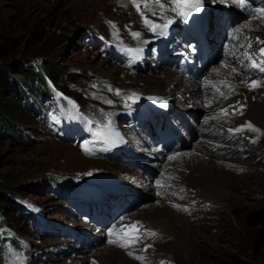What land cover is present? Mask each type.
<instances>
[{"label":"rangeland","instance_id":"374dc122","mask_svg":"<svg viewBox=\"0 0 264 264\" xmlns=\"http://www.w3.org/2000/svg\"><path fill=\"white\" fill-rule=\"evenodd\" d=\"M81 2L0 0V64L15 62L26 69L29 65L37 66L43 59H47L54 62L55 71L64 72V79H70L64 83L55 73H47L42 69L38 77L39 85L43 89L46 87L45 94L50 91L52 93L48 96L44 94L42 103L35 99L36 109H41L46 100L53 101L56 92L52 88L57 87L75 103L81 102L85 110L95 111V102H99V99L95 100L93 92L101 91L113 97L108 94L106 87L124 88L126 84H131L125 80L127 70L134 73L130 81L133 85L131 88L151 92L149 94L158 93L150 88L149 79L163 67L157 70L156 65L153 70L148 68L144 72H135L121 65L117 49L113 48L110 53H106L105 47L97 45L98 42H93L97 46H92L87 34L89 31L92 36L101 34L107 37L105 31L109 29L111 32L116 23L122 29L132 31L137 23L134 11L138 14L132 0ZM217 34L219 36L223 33L218 31ZM226 59L231 60L228 57ZM149 61L155 63V59ZM157 63L164 65L160 61ZM38 82L33 84L37 86ZM20 99L23 101L24 97ZM176 101L179 103L180 100ZM186 107L198 115V118L187 116L188 122L204 118L205 108L200 104L192 103ZM173 109L177 108L173 106L171 112ZM237 112L239 108L233 107L228 114ZM8 117L13 119L10 128L14 130L4 129V134L0 135V192L9 199L5 204L9 207L7 216L12 226L11 234H21L30 241V249H27L29 264H107L111 248H114L111 245L115 244L106 241L108 237L105 233H98V238L91 246L85 240L78 242L70 236H42L38 229L22 219L13 206V198L8 195L9 192H16V196L41 204L47 212L63 207L73 209L74 206L63 196L49 190L48 182L51 179L64 181L68 175L85 173L100 161L83 155L72 141L62 140L63 133L58 135L60 126L51 121L50 114L36 116L26 102L23 105L19 102ZM227 122L228 130L222 132L224 136L219 133L221 141L215 143L216 146L212 143L208 146L215 155L220 156L218 161L225 183L223 194L218 196L225 201L224 204L211 205L203 199L201 193L196 199H191L196 197L194 193L192 197H180L175 208L184 214L186 223L182 226L185 229L174 218L172 233H175L170 236L158 237L157 232L148 236V231L143 229L142 235L136 239L138 244H133L132 248L127 250L116 244L123 257L128 258L129 264H264V129L257 136H252L246 127H241L243 131H235L240 128L235 117L227 119ZM23 130L29 133L28 140L21 133ZM191 135L187 138L190 144L187 147L194 148L189 152L199 143L196 135H192L190 141ZM134 140L137 143L143 141L139 137ZM152 148L156 147L150 146L148 149ZM230 149H233L232 152H229ZM151 162H146V167L134 168V165L126 162L122 165L126 171H130L131 176H135L136 188L145 193L144 205L140 199L142 193L137 195L139 204L135 208H140L132 210L131 217L133 213L138 215L145 205L158 204L155 188L160 186L156 185L154 189L152 186L147 189V186L150 182L155 184L163 169ZM8 187L13 191L8 190ZM96 229L90 226L91 231L99 232ZM143 237L151 241H143ZM137 257H143V260ZM0 264L3 263L0 261Z\"/></svg>","mask_w":264,"mask_h":264},{"label":"bare ground","instance_id":"6f19581e","mask_svg":"<svg viewBox=\"0 0 264 264\" xmlns=\"http://www.w3.org/2000/svg\"><path fill=\"white\" fill-rule=\"evenodd\" d=\"M79 1L81 2L82 0ZM224 1L232 2L234 0ZM81 3L83 4V2ZM170 6L171 5L169 3L165 2V8H170ZM134 13L133 14L137 19L136 28H139V31L142 33L140 40H137V44L144 47L148 43H151V41L154 40L158 35L146 27H141L140 18L136 14V11H134ZM249 18L250 17L243 19L237 26L240 27L242 23H247ZM166 19H172V24H175L178 16L176 13L170 10L160 13L159 16H156L158 24L166 22ZM258 23V21H252L253 27H255ZM226 24H220L221 27H219V32L221 31V33H223L222 35L218 36L217 33L214 34V41L216 44L217 42L221 43L224 41L225 32L223 29H225ZM167 34L168 29L166 30V35ZM245 34L250 35L253 38L258 36L260 39L264 40V25H261L258 30L252 31L251 33H248L247 30H245ZM142 41H147V43H143ZM239 42H241V45L246 44L243 37H241V41ZM241 45L233 44L231 51L235 50L241 54V52L245 50L244 48L240 47ZM261 46L262 45L257 44L253 39V47L252 49H249V51H256ZM135 47L137 48L136 43ZM226 48L227 47L224 49ZM224 49L221 48L214 52V57L207 65V70H205V72L208 71L210 77L214 79L213 82H207L205 84L192 77L185 78V75L180 71L169 68V66L166 64H162L161 66L160 63H157V70L159 67L163 68L158 71L159 73L157 75H154L149 79V86L152 90L158 93L149 94L151 92H144L143 90L139 91L152 101L156 99L157 95H164V97H168V99L172 101H174L175 98L174 108L177 109H173V111L170 113L171 116L169 115V117L175 121L178 128L183 126V129L180 133H178V131L176 132L178 138L182 141V144L176 148L173 153L163 151L158 146L149 150V152L152 154L147 153L146 158L148 157L149 160L152 161L151 164H154V166L158 165L163 169L161 175L155 181V184L150 182L147 186V189H149L151 186L154 189V187H157L156 185H158L157 182H159L161 185H164V187L155 188V192L159 196H157L158 204L155 203L154 205L150 206L145 205L141 211H139L138 215L133 213V217H131L132 212L140 208H135L137 207L135 206L133 209L125 211L121 214L124 216V218L121 217L120 222L127 224L129 222L138 224L145 231L153 233L157 232L156 235L158 234V237L159 235L161 237H164L165 235L170 236L175 233H172V220L174 218L179 221V226H182L184 223H186L183 217L184 214L182 213V215L181 212H178V210L175 208V205L179 203L180 197H192V194L194 193L196 197L193 196L191 199H196L198 198V194L201 193L203 199L205 201H209L211 205L224 204L225 201L218 196L220 193L223 194L222 188L225 183V179L221 177L223 172L218 161L220 156L217 154L215 155L213 150H211L208 146L210 143L216 146L215 143L221 141L219 133L222 134V132L228 128L229 123L227 122V119L230 120L231 117L236 118L240 128L244 127V125L247 123H251L255 129L259 130L252 131L248 129V134L252 136H257L258 133L264 129V87L249 89L246 86V83H250L253 80L263 81L264 73H261L256 69L245 68L243 65L241 66L236 62L233 63L232 60L226 59V51H224ZM219 54L221 57L217 56ZM235 58L238 57L235 56ZM247 63L249 62L244 61V64ZM224 64H227L229 67H222ZM231 68H236L237 72L232 73ZM217 69H219V74H217L215 71ZM125 75V80L131 84H126L123 87L131 88L133 85L130 81L132 78H134V73L131 70H127ZM225 80H227L229 84L232 85L233 90L231 93L229 92V88L225 87L222 83ZM106 88L109 91L108 94L113 95L110 93V89L121 87L110 86ZM221 92L224 93V96H227V99L220 95ZM176 100H180L179 103ZM192 103L200 104L205 108L204 118L200 121L197 120V122H194L195 119H193V123L188 122L189 120L187 116H197L196 118H198V115L193 114L191 110H188V107H186ZM222 107H227L226 109H228V111H230L233 107L234 109L239 108V113L237 112L235 114L230 113L224 115L222 111H219ZM181 133H184L186 136L184 137ZM190 134L196 135L197 141H199V143L195 145V149L192 152L189 151L193 149L194 146H189L190 148L187 147L189 142H187L186 137H189ZM192 135L190 137V141L193 139ZM148 138L145 137L147 141ZM151 147H153V144ZM177 150H182V152H176ZM232 150L233 149H230L229 152H232ZM170 156L175 157V159L170 160ZM224 161L226 160L224 159ZM146 162L149 163L148 161H143L142 163ZM187 170L190 171L189 174L187 173ZM138 173L139 172L137 171V174ZM196 174H199V176L197 177ZM140 191L142 192L140 199L143 201L142 205H144L145 193L142 191V189ZM182 228L185 229L184 226H182ZM158 231L161 232V234H159ZM142 239L146 242L151 241L148 240L149 238L146 239L143 237ZM140 242L141 241H139V244ZM135 243H137V241ZM111 246L114 248H111V253L108 256L106 263L123 264L124 262L125 264H129L128 258L123 257V253L120 251L121 249L116 247V245ZM127 250H125V252Z\"/></svg>","mask_w":264,"mask_h":264},{"label":"snow or ice","instance_id":"6c2138e0","mask_svg":"<svg viewBox=\"0 0 264 264\" xmlns=\"http://www.w3.org/2000/svg\"><path fill=\"white\" fill-rule=\"evenodd\" d=\"M132 2L136 7L137 11L143 17V23L145 27L157 35H166V30L173 23V20L166 19V22L162 24H158L155 23L153 20L149 19L148 16L145 15L146 12L151 11L152 15H157V12L153 11L154 8H158L160 10V13H164L170 10L176 13V15L182 18L184 21H187L193 12H199L202 9V0H132ZM165 2L171 5L170 8H165ZM237 3L240 8L248 11L250 16L247 23H242L240 27L234 28L232 31V39H240L241 37H243L244 41L246 42V44H242L240 46L245 50L241 52L240 57L237 58V62L242 64L245 68L256 69L259 72L264 73V40L260 39V37L258 36L253 38L250 35L245 34V30H247L248 33H251L252 31L258 30L261 25H264V0H260L261 6L258 7L252 6L255 3V0H237ZM252 21H258L259 23L255 27H253ZM113 27L115 28L114 24ZM114 34L118 35V32ZM131 35L134 39L140 40L142 33L140 31H133L131 32ZM253 39L257 44H260L262 46L256 51H249V49H252L253 47ZM142 42L147 43V41H142ZM126 51L133 55V60H136L140 58L139 53H141L143 50L142 48H127ZM229 54L235 55V53L231 51ZM244 61H248L249 63L244 64ZM222 67L227 68L229 66L227 64H224L222 65ZM215 71L217 72V74H219V69ZM231 72L236 73L237 69L231 68ZM222 83L225 87L229 88V92L231 93L233 90L232 85H230L227 80L223 81ZM242 83H246V82H242ZM246 86L249 89L256 87H264V81L253 80L250 83H246ZM117 95H120V93L117 92ZM220 95L224 96V93L221 92ZM134 98H135L134 94L128 97V99H133V100ZM224 98L227 99V96H224ZM108 103H111V101H108ZM160 103L162 106H164L163 101H160ZM222 113L224 115H227L228 109H222ZM244 127L252 131H259L258 129H255L251 123L245 124ZM235 131L237 132L243 131V128H237L235 129ZM94 135H99V133H94ZM83 147L86 153L94 154L92 150L87 146V142L85 145H83ZM169 159L170 160L175 159V157L170 156ZM157 183L158 186L164 187V185L159 184V182ZM138 226H139L138 224H134L131 227L138 228ZM110 234H116V233H110ZM146 234L155 235V233L153 232H147ZM135 239H138V236L135 237ZM109 242L114 244H119L121 247H125V248L129 247V244L121 242L119 238L111 240ZM129 254L131 255L132 253L130 252ZM137 259L143 260V257H137Z\"/></svg>","mask_w":264,"mask_h":264},{"label":"trees","instance_id":"16d2710c","mask_svg":"<svg viewBox=\"0 0 264 264\" xmlns=\"http://www.w3.org/2000/svg\"><path fill=\"white\" fill-rule=\"evenodd\" d=\"M42 69L47 73H55L56 77H58V79L60 81H63L64 83L70 80L64 79V72L55 71L54 62L47 59H43L37 66L29 65L26 69H23L15 62H4L0 64V135L4 134V129L8 131L14 130V128L13 130L12 128H10L13 119H11L10 117L7 118V115L9 113H12L15 107L19 105V102H21L22 105L26 102V105L30 107L33 104V100L43 99L42 96L45 94L46 87L45 89H43L42 87H40L38 82V77L41 75L40 71ZM35 81L38 82L37 86L33 84ZM54 83L56 84V82ZM50 93L52 92L50 91ZM50 93L45 95L48 96ZM21 96L24 97L23 101H21L20 99ZM15 130L17 132L19 131L17 128H15ZM21 133L23 134L25 139L29 138L30 136L29 133L24 130L21 131ZM98 167L105 168V165L103 166V164L96 163L93 166V168ZM8 190H11V187H8ZM14 193L17 194L16 192H9L8 195L13 198L14 202L12 203L15 208L17 205V201L16 199H14V196H16ZM18 196L19 195H17L16 197ZM7 197L8 196L1 194L0 192V226H2V224L11 225L7 216L9 207L5 204L9 201Z\"/></svg>","mask_w":264,"mask_h":264}]
</instances>
